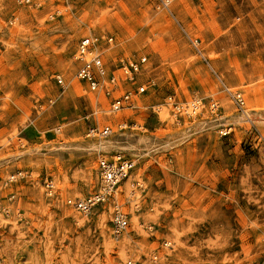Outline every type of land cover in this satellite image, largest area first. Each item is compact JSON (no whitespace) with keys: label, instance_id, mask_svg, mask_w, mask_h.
<instances>
[{"label":"rangeland","instance_id":"rangeland-1","mask_svg":"<svg viewBox=\"0 0 264 264\" xmlns=\"http://www.w3.org/2000/svg\"><path fill=\"white\" fill-rule=\"evenodd\" d=\"M91 33L115 36L110 60L147 57L116 94L146 84L139 107L69 92ZM171 95L201 98L200 113L175 114ZM92 113L113 128L102 149L136 163L119 196L129 213L120 237L112 203L89 216L69 203L101 189ZM263 260L264 0H0V264Z\"/></svg>","mask_w":264,"mask_h":264},{"label":"built area","instance_id":"built-area-1","mask_svg":"<svg viewBox=\"0 0 264 264\" xmlns=\"http://www.w3.org/2000/svg\"><path fill=\"white\" fill-rule=\"evenodd\" d=\"M172 0H161L164 6H169ZM32 0H18L19 4H29ZM115 36L112 34L91 33L79 40L74 60L76 62V77L88 87L97 93H104L107 97L112 98V110L118 111L123 108H137L141 94L148 89L146 84H140L135 88H129L123 93L116 95L121 91L123 81L135 82L136 76L141 71L147 57L133 59L124 54L116 55L111 58L108 52L115 45ZM113 46V47H112ZM112 47V48H111ZM116 60V61H114ZM122 71L123 74H119ZM56 81L64 86V78L56 75ZM152 83H154L152 81ZM176 97V96H175ZM173 95L169 96L168 102L175 114H185L192 117L200 113L203 100L194 97L188 103L176 102ZM238 102L244 105L245 100L241 94L236 96ZM213 110L219 108L217 102L211 105ZM160 106L154 107L153 111L158 112ZM85 119L90 121L87 129V136L95 137L99 140L109 137L113 133V128L108 124H100L94 113L87 114ZM131 127L134 129H144V125L138 123H123L121 128ZM98 170L101 179V189L88 195L85 198L75 201L69 200L79 212L84 216H89L91 212L100 204L112 203V225L116 237H120L129 226V213L124 209L123 203L120 202V193L122 186L134 172L136 163L127 154L118 151L112 154L106 153L104 149H98ZM46 190L49 196L53 195L54 183L46 180ZM141 188L142 184L136 182V188ZM136 191L131 192L135 195ZM258 264H264V260Z\"/></svg>","mask_w":264,"mask_h":264},{"label":"bare ground","instance_id":"bare-ground-1","mask_svg":"<svg viewBox=\"0 0 264 264\" xmlns=\"http://www.w3.org/2000/svg\"><path fill=\"white\" fill-rule=\"evenodd\" d=\"M90 27V26H89ZM69 68V65H65V70ZM72 79L75 80V83H73L70 88H69V92L71 94H77V95H82L83 94V91L85 90V95L88 96L89 99H91L92 101H96L97 97H96V93H94V91H90L88 89H85L81 83V81L76 77H72ZM67 86V85H66ZM239 93V92H238ZM96 103V102H95ZM170 113H168V111L166 109H163V112H161V117L163 119H167L169 118V115ZM169 115V116H168ZM120 113L115 116H112L110 119L112 121H114L115 118H118L120 117ZM112 145V144H111ZM109 144L107 143H104L103 139H101L99 142L95 143V144H92V148H108ZM128 187H129V182H127ZM138 206V205H137ZM134 214L136 215V213L134 212ZM124 240H126V237L124 238ZM124 244V243H123Z\"/></svg>","mask_w":264,"mask_h":264}]
</instances>
